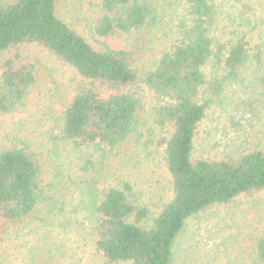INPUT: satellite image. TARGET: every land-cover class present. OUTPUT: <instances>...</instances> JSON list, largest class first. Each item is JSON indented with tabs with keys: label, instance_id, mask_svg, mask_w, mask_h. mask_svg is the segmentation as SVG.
<instances>
[{
	"label": "trees",
	"instance_id": "1",
	"mask_svg": "<svg viewBox=\"0 0 264 264\" xmlns=\"http://www.w3.org/2000/svg\"><path fill=\"white\" fill-rule=\"evenodd\" d=\"M98 1L95 37L123 34L142 44L157 41L163 48L151 67L137 66L141 50L90 44L57 17L58 0L0 3V54L14 50L0 63V116L21 107L37 82L38 62L27 60L21 47L43 48L76 75L73 94L60 103L47 133L54 182L46 181L40 155L26 142L0 147V241L9 228L30 225L32 233L46 228L57 237L85 230L103 264H173L175 246L190 218L244 195L264 193V151L219 159L195 155L208 109L225 102L224 91L243 82L249 66L263 62L264 44L252 43L262 31L257 25L262 18L251 21L250 0L232 6L239 9L233 16L220 13L214 0ZM254 1L264 6V0ZM258 82L264 89V76ZM143 89L158 101L149 109L153 129L168 132L161 141L170 200L152 215L128 182L97 193L94 178L88 181L90 196L82 190L72 212L65 196H48L65 175L62 148L82 154L90 166L93 159L99 162L117 153L137 130L144 111L138 91ZM247 92L239 121L248 109L253 113ZM230 123L235 125L233 119ZM87 165L81 170L87 171ZM77 225L82 229L76 230ZM61 255L65 261L67 255ZM253 256L255 264H264V233L255 241ZM7 259L0 258V264L9 263ZM47 260L28 248L16 264H61L55 255Z\"/></svg>",
	"mask_w": 264,
	"mask_h": 264
},
{
	"label": "rangeland",
	"instance_id": "2",
	"mask_svg": "<svg viewBox=\"0 0 264 264\" xmlns=\"http://www.w3.org/2000/svg\"><path fill=\"white\" fill-rule=\"evenodd\" d=\"M9 1L0 0V3ZM214 3L220 13L228 12L233 16L239 11L232 9V6L238 8L239 0H214ZM252 3L254 6L250 9L249 18L252 22L255 16L256 22L262 18L257 24L262 31L258 37L254 34L252 43L264 44V6L250 0L249 4ZM100 14L98 0H58L56 4L57 17L90 44L96 45V41H101L113 49L141 50L143 57L137 58L138 67H151L158 60L163 47L157 41L142 44L136 37L123 34L95 37L92 26ZM20 52L27 60L38 62L37 82L21 107L11 114L0 116V147L17 140L26 142L32 151L40 155L44 178L51 183L56 177L46 156L47 133L60 103L72 96L76 75L62 67L54 56L41 47L23 46ZM13 53L14 50L1 53L0 63ZM262 61L243 72V82L232 84L224 91L223 104L218 102L208 109L196 137V156L207 155L219 159L237 157L254 149L264 151V89L258 82V77L264 76V59ZM245 90L251 96L253 113L248 109L242 115V121H239L244 112L242 102L248 96ZM138 93L143 99L144 111L139 114L137 130L116 154L99 162L93 159L90 166L81 160L82 154L72 153L69 147L61 149L63 159L60 162L66 163L63 169L65 175L59 176L60 183L56 189L48 192V196H65L67 204H70V212L77 210L72 206L77 203L82 190L89 195L88 181L93 178L97 193L120 181L128 182L138 202L152 215L157 214L170 200L171 180L165 168L164 144L161 141L168 132L166 129H153L154 124L149 118V109L158 102L157 98L144 89ZM231 119L235 125L229 124ZM83 165H87V171L81 170ZM32 227L9 228L7 234L2 236L0 258L7 257V264H16L17 257L26 253L28 248L43 256L45 262L55 255L61 264H103L94 255L92 240L85 235L87 231L57 237L46 228L40 233H32ZM76 227V230L82 229L80 225ZM47 228L60 229L50 225ZM263 233L264 193L244 195L228 205L212 207L190 218L175 246L173 264H255L253 246ZM61 254L67 255L65 261Z\"/></svg>",
	"mask_w": 264,
	"mask_h": 264
}]
</instances>
